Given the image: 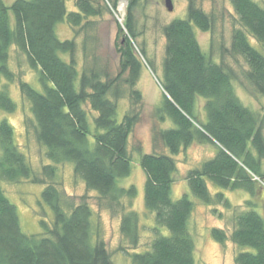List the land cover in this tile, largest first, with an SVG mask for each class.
I'll use <instances>...</instances> for the list:
<instances>
[{
  "label": "trees",
  "instance_id": "trees-1",
  "mask_svg": "<svg viewBox=\"0 0 264 264\" xmlns=\"http://www.w3.org/2000/svg\"><path fill=\"white\" fill-rule=\"evenodd\" d=\"M118 1L110 0L113 10H117ZM140 1L129 0L125 29L118 22L121 66L112 76L88 49V42L95 38V19L111 9L106 0H75L74 10H68L67 0H0V110L13 112L17 108L8 90V83L17 81L30 104L37 138L52 162L43 165L41 174L35 173L16 143L13 126L6 118L0 119V264H114L95 227L94 210L86 196L79 203L67 201L60 188L58 166L66 162L74 164L75 174L89 190L98 192L109 208H120L122 236L133 250L139 246L141 213L127 209L122 201L135 196L137 188L134 184L122 186L120 179L132 171L128 143L142 113L143 94L136 88L142 61L134 47V9ZM229 1L240 27L233 29L226 50L245 60V78L264 95V6L256 0ZM215 19V13L189 0L187 16L164 26L161 85L165 102L156 114L161 121L170 118L173 126L159 129L157 137L170 154L154 151L140 155L146 173L144 205L153 215L155 237L148 249L139 252L121 248L131 256L132 264H196V244L190 231L195 202L189 193L173 197L175 156L191 144L211 143L217 148L214 156L186 175L191 193L203 203L232 207L224 192L212 193L209 182L251 195L263 186L264 112L243 103L235 90L234 69L214 60L196 32V28L213 31ZM64 21L73 29L72 38L58 35V24ZM83 32L85 64L81 66L77 50ZM13 48L26 55L43 91L16 77L10 65ZM125 96L131 106L119 119L118 103ZM201 100L205 120L200 117ZM23 179L46 185L42 200L53 218H41V234L22 230L17 206L2 186ZM212 235L219 242L230 238L240 248L236 264H264V217L253 199L246 200V208L234 217L230 234L215 227Z\"/></svg>",
  "mask_w": 264,
  "mask_h": 264
},
{
  "label": "rangeland",
  "instance_id": "rangeland-1",
  "mask_svg": "<svg viewBox=\"0 0 264 264\" xmlns=\"http://www.w3.org/2000/svg\"><path fill=\"white\" fill-rule=\"evenodd\" d=\"M11 3L13 0H5ZM105 1V0H104ZM110 3L102 16L95 19L92 34L95 38L88 42V49L94 52L100 65L106 67L112 76L116 75L121 66V54L117 50L118 22L125 29L124 22L127 17L129 0H119L117 10H113ZM264 6V0H256ZM206 12L215 13V25L213 31H202L196 28L199 41L203 49L210 56L234 69L235 90L243 103L254 111L264 112V95L259 94L245 78L244 70L248 68L242 57H233L226 50L231 46L232 32L235 27H240L237 13L229 0H196ZM174 9L168 10L165 0H141L134 9V27L136 38L134 39L135 52L142 61L140 77L136 88L143 94L141 117L129 138V151L133 158L132 171L129 176L120 179L122 186L134 184L137 193L133 197H124L123 203L127 209L133 208L141 213L140 218V243L136 250L130 247L120 230L122 212L120 208L111 209L105 201L101 200L99 193L89 190L84 180L75 174L72 162L62 163L59 167L57 181L65 192L67 201L79 203L83 196L89 201L94 210V224L100 230L107 246L112 253L114 264H132L131 256L121 250L130 249L129 252H139L148 249L155 237L152 230L154 225L153 215L146 211L144 205V185L146 173L140 164L141 153L166 152L170 154L157 137V131L163 127L173 126L172 120L167 118L161 121L156 110L165 102V92L161 85L163 78V60L165 57L166 36L164 26L175 18L187 16L189 0H173ZM68 10L76 9L75 0H67ZM60 38H72L73 29L67 22H60L57 27ZM84 38L81 33L78 38L77 58L80 65L84 62ZM252 42L261 50V45L253 38ZM143 49L145 52H143ZM11 68L18 79L29 81L35 88L43 91V87L37 77V72L32 69L26 55L15 48L11 52ZM8 90L17 108L13 112L0 110V119L6 118L15 131L16 143L30 161L33 170L37 174L42 173L45 164L52 163L46 156V147L43 146L36 135L35 127L31 121L33 114L27 99L22 96L17 81L8 83ZM131 106L129 96L119 100L118 117L123 115ZM200 101V117L206 119ZM28 120V122H26ZM217 152V148L211 143L195 142L181 153L176 155L177 171L173 185V197L179 198L183 193H189L195 202V208L190 217V231L196 244V264H236L235 256L240 250L236 244L228 238L225 242H219L212 235L215 227L225 229L229 234L234 228V217L246 208V200L253 199L258 211L264 217V183L256 194L251 195L243 189L228 190L209 182L212 193L222 191L231 201L232 207L228 208L223 203L207 205L196 198L190 191L186 175L189 169L199 166L203 161L211 158ZM5 193L17 206L21 227L25 233L41 234L43 228L41 218L52 220L50 207L42 200V191L45 184H37L31 180L23 179L19 183L3 182ZM166 232V229H164Z\"/></svg>",
  "mask_w": 264,
  "mask_h": 264
},
{
  "label": "water",
  "instance_id": "water-1",
  "mask_svg": "<svg viewBox=\"0 0 264 264\" xmlns=\"http://www.w3.org/2000/svg\"><path fill=\"white\" fill-rule=\"evenodd\" d=\"M165 5L168 8V10H170V11H172L174 9L173 0H165Z\"/></svg>",
  "mask_w": 264,
  "mask_h": 264
}]
</instances>
